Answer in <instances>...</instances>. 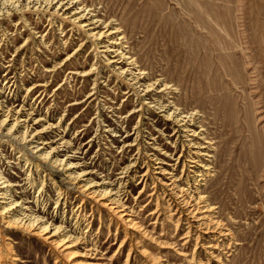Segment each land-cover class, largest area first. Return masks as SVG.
<instances>
[{
  "label": "rangeland",
  "instance_id": "rangeland-1",
  "mask_svg": "<svg viewBox=\"0 0 264 264\" xmlns=\"http://www.w3.org/2000/svg\"><path fill=\"white\" fill-rule=\"evenodd\" d=\"M42 1L38 11L22 10L15 14L10 11L7 16H0V89L10 77L15 82L10 94L9 89L1 90L0 102L15 110L24 107L19 118L27 120L32 129L41 128L33 125V119L39 117L46 118L40 124L59 125L61 131L67 126L64 140L74 142L73 149L80 148L77 156L82 167L77 172L88 169L93 172L88 176L90 180L113 183L105 187L116 188L118 181L123 182L122 189L129 193L124 202L137 214L139 225L153 231L161 242L172 243L165 250L155 247L151 251L155 257L168 264H264V0H81L94 9L93 15L105 17L106 22L113 21L111 29L121 27L126 37L125 51L139 68L150 79L165 78L177 88L172 98L178 100L185 112L197 114L195 119L205 130L204 137L212 143L213 156L207 162L212 165V177L199 182L200 190H205L204 195L214 208L207 214L220 222L226 238L205 233L183 211L179 215L172 200L166 199L157 216L150 215L156 196L165 191L166 178L170 176L159 175L158 168L163 167L177 179L181 176L178 182L181 187L191 179L192 173L186 179L188 172L196 170L187 168L181 175L184 163L193 166L188 162L189 150L194 152L187 146L190 138L185 139L180 132L172 133L170 125L158 121L144 107L127 116L132 109L141 107L143 100L124 95L130 89L108 65L103 57L106 55L101 52L103 48L92 40L86 42L84 31L64 23L65 20L52 14V9L46 10ZM26 39L25 46L20 48ZM81 44L78 54L65 63L66 56ZM8 63L12 65L10 72L5 70ZM92 65L95 70L88 77L69 74L76 69L88 70ZM50 67L56 71L51 74L43 71ZM41 79L49 84L44 94L39 96L43 88L26 93L28 87ZM93 86L94 98L69 106L74 100H85ZM116 108L119 109L112 114L110 110ZM29 112L33 115L24 117ZM135 127L139 136L134 142ZM75 133L79 136L74 137ZM90 139L92 142L87 144ZM132 143L134 146L121 148ZM14 153L8 145L3 147L0 172L22 186L15 188V199L33 202L41 177H35L36 189L28 193L24 186L27 174L24 161ZM133 162L134 167L127 169ZM146 171V177L139 179ZM56 181L67 193V199L56 209L54 224H60L63 218V226L73 231L74 210L82 196L62 172H58ZM145 182L146 191L139 198L137 193ZM45 191L37 209L51 219L55 214L56 188L47 182ZM148 201L151 206L144 208ZM171 202L169 209L175 214L168 219L166 205ZM91 205L94 204L90 201L84 203L86 217L79 228L84 231L88 225L84 246L96 248L100 255H92L87 261L124 264L128 244L121 255H113L123 237L124 226L106 210H90ZM4 225L0 222V249L4 254L13 252L23 262L19 264H54L56 254L46 250L42 241L27 239ZM142 240L139 238L148 246ZM7 242L12 245L9 250ZM213 243L216 250L207 248ZM129 264H142V259L135 253Z\"/></svg>",
  "mask_w": 264,
  "mask_h": 264
},
{
  "label": "bare ground",
  "instance_id": "bare-ground-1",
  "mask_svg": "<svg viewBox=\"0 0 264 264\" xmlns=\"http://www.w3.org/2000/svg\"><path fill=\"white\" fill-rule=\"evenodd\" d=\"M42 3L46 10L52 9V14L65 20L64 23L66 22L72 26L78 27L82 32L84 31L88 39L86 42L92 40L95 42V45H100V47L103 48L101 52L106 55L103 57L107 60L108 65H111L114 72H116L119 77H122L123 82H125L130 89L123 94L126 96L135 95L138 99L143 100L142 106L132 109L127 116H132L140 112L142 107H144L148 113L150 112V114L157 116L158 121H162L164 125H170L172 127L171 130H173L172 133L180 132L184 135L183 137L185 139L190 138V140L186 141L187 146L194 149V152L189 148L188 162L192 163L193 166H188L184 163L181 168V175L185 174L187 168L193 167L196 170L188 172L186 179L190 177L189 173H192V176L190 177L191 179L185 181V188L178 184L182 179L181 176V179H177L174 175L170 174L171 172H166V169L163 167L158 168L159 175L170 176L166 178L168 183L165 184V191L163 190L161 194L156 196L155 209L150 212V215L157 216L166 199H168L169 202L172 200V202H174L175 211L179 212V215L183 211V213H185L189 219L193 220L194 224L205 233H217V236L220 238H226L228 235L221 230L222 225L220 222L213 220V218H210L209 214H207L211 213L214 208L208 196L204 195L205 190H200L199 184V182L205 181L207 177H212V165L210 166V164L207 163L209 162V158L213 157L211 154L212 143L204 137L205 130L202 125L199 126L195 119V115L197 114L189 113L188 111L185 112V110L180 107L178 100L172 98L171 95L176 92L177 88L167 82L165 78L156 80L148 78L145 70L139 68L136 60L125 51L126 46L124 45V41L126 37L122 33L123 30H121V27H114L111 29L113 21L106 22L105 17L101 18L98 15H93L94 9L89 8L83 1L43 0ZM39 7H41V0H0V16H7L10 14V11L14 14L22 10L24 12L29 10L38 11ZM61 24H63V22ZM24 41L25 42L20 48L25 46L27 39ZM41 41H43V39ZM80 47H82V44L72 54L66 56L64 62L67 63L75 54L77 55L81 49ZM11 66L12 65L8 63L5 70L10 72ZM94 70V65H92L88 70L81 71L76 69L70 71L69 74L84 78L93 74ZM43 71L51 74L56 70L54 67H50ZM6 76H8V74H6ZM12 79H14V77H10L7 81L5 80V85L0 89V93L2 92L1 90L9 89L8 94H10V88L15 84V82H12ZM48 87L49 84L41 79L38 83L35 82L33 86L28 87L25 91L31 94L33 91L43 88L39 95L41 96ZM94 90L95 86L91 88L85 100H74L69 106L74 107L86 102V100L90 98H94L93 96L96 94ZM23 108L24 107L21 106L19 109L15 110L14 108L4 106L3 102H0V152L3 150V147L8 145L10 151L17 154L16 157L22 158V161H24L23 168L27 170V174L24 178V186H26L25 190H27L28 193L31 189H36L35 177L37 178L40 175L41 179L39 180L40 185L37 187L33 202H29L26 199L17 200L15 199L17 196L15 188L18 187L21 189L22 186L17 183H12L0 172V222L5 224L4 228L9 231H19L22 236L27 239L42 241L46 245V250L56 254L54 264H57V262H61V264H93L87 261V258H91L92 255H100L99 250H96V248L86 249L84 245L87 243V236L85 233L88 232V225L87 229L84 231L79 228L80 222L82 223L86 217L83 214V205L90 201L91 204H94L93 206L91 205L90 210H101V212L106 210L110 215L116 217L117 222L122 223V226H124L122 232L123 237L113 254L114 256L121 255L128 244L129 250L125 255L124 264H129L135 253L142 259V264H166L168 261L161 260L160 257H155L151 251L155 250V247L159 249V251L165 250L168 246H171L172 243L161 242L159 238L153 236V231H147L142 225H139L136 221L137 214L124 202V199L129 193L127 190L122 189L123 182L121 180L118 181V186L116 188L105 187V185H113V183L104 182L105 179L100 183L90 180L88 176L93 174V172L88 169L77 172V169L82 167V164L79 162L81 160L79 156H77L80 148L73 149L74 142L64 140L63 134L65 135L67 126L61 131L59 125L40 124L42 121L46 122V118L39 117L33 119V125H40L41 128L32 129V126L28 125L27 120L19 118V115L24 113ZM109 108L110 107H108V110ZM117 109L119 108L112 109L110 112L114 114L116 113L114 110ZM31 113L29 112L24 115V117L33 115V113ZM7 126L9 127L7 128ZM136 128L137 127H135V132L133 133V135H136L133 140L134 142L139 136ZM108 131L109 130L104 132ZM82 132L83 131L80 130V133ZM50 134L53 135L46 137V135L49 136ZM75 136L78 137L79 135L75 133L74 137ZM112 137L118 136L112 135ZM125 137L128 138L129 135ZM193 140L198 142L192 143ZM90 142H92V139L88 140L87 144ZM128 146H134V143L123 145L121 148ZM63 153L65 154L62 155ZM164 156L172 160L171 156ZM178 159L179 157L175 162H177ZM134 164L135 162L130 164L127 169L134 167ZM160 164L164 165L163 162ZM168 167H170V169L172 168L170 165ZM58 172H62L67 179L73 181L76 186V191L82 196L80 205L74 210L75 228L73 231H69L63 226V218L60 224H54V222L57 221V213L62 204L61 201H63L64 205L67 199V197L65 198L67 193L61 190L60 184L56 181ZM146 175L147 171L143 173L139 179L143 180ZM47 182H52L56 188V200L53 208V212L55 213L53 217L54 220L53 218H46L45 216L48 215H45L43 211L41 213L39 208L37 209V206L41 204V202H39L40 199L45 195ZM190 183L193 184L194 189H192V184L190 185ZM146 188L145 182L143 187L138 191L137 197L141 198ZM20 194H23V191H21ZM151 195H153V193L148 195L149 198H151ZM137 197H134V201ZM172 202L166 205V217L168 219H171V216L175 214L173 209H169ZM28 203H33L34 205L29 206ZM192 203L194 204L192 205ZM149 206H151V201H148V203L144 205V208H148ZM43 214L45 216H43ZM117 222L116 231L118 230ZM186 234H188V232ZM116 235L117 233L114 234V236ZM139 238L143 239L142 242H147L148 246L144 243L142 244ZM1 239L2 232L0 228V240ZM7 240L10 241L9 238ZM216 243L207 245V248L216 250ZM113 244L114 242L111 243V245ZM11 247V242H7L6 249L9 250ZM209 254L213 255V252ZM18 262L20 261H18V258L13 252L7 255V253L4 254V251L0 249V264H19Z\"/></svg>",
  "mask_w": 264,
  "mask_h": 264
}]
</instances>
